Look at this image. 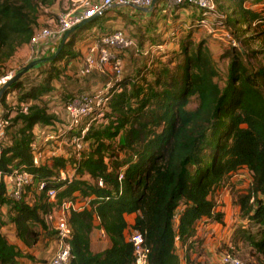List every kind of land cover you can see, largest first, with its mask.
I'll return each instance as SVG.
<instances>
[{
    "label": "trees",
    "instance_id": "trees-1",
    "mask_svg": "<svg viewBox=\"0 0 264 264\" xmlns=\"http://www.w3.org/2000/svg\"><path fill=\"white\" fill-rule=\"evenodd\" d=\"M58 1L0 0V68L29 43L39 27L40 14ZM233 3L234 12L224 14L222 22L238 46L228 44L224 54L229 58L224 84L216 80L219 72L209 49L189 38L181 42L182 61L174 68L163 66L154 72L152 81L141 84L122 79L110 89L103 124H90L85 132L88 149L81 155L77 177L71 180H57L67 158L55 157L50 166H34L30 144L36 124L56 121L38 102L52 90L51 81L58 74L51 65L73 55L77 29L69 34L57 57L45 62L50 68L42 81L21 91L19 79L4 91L0 108L8 120L5 133L7 138L9 132V138L0 153V171L24 166L35 174L36 182L44 181L45 185L38 195L15 200L0 180V264H24L18 261L22 257L34 264L32 255L23 253L2 234L6 222L12 223L16 237L31 247L37 235L31 224L48 228L44 215L54 205L75 197L87 200L88 205L71 210L68 217L72 230L70 264H134L127 229L142 234L148 264H180L176 241L187 253L194 244L199 220L223 222V213L216 210L210 195L240 168L249 173L250 186L237 199L239 213L256 230L251 233L241 228L237 232L258 254V263L264 264V67L255 71L247 67L244 50L234 34L238 31L235 27L264 22V16L244 9L242 0ZM200 13L198 10L192 21H197ZM15 90L17 101L9 105L7 95ZM192 100L196 105L190 109ZM23 102L28 103L26 111L20 105ZM114 149L129 152V156L109 164L105 158L111 157L109 152ZM51 188L56 190L55 203L45 194ZM127 215H134L131 224ZM96 227L103 230L109 246L93 252L90 234Z\"/></svg>",
    "mask_w": 264,
    "mask_h": 264
},
{
    "label": "built area",
    "instance_id": "built-area-1",
    "mask_svg": "<svg viewBox=\"0 0 264 264\" xmlns=\"http://www.w3.org/2000/svg\"><path fill=\"white\" fill-rule=\"evenodd\" d=\"M64 2L63 10L56 15L55 24L50 25L49 23L35 29L28 43L30 61L43 58L52 44L60 41L65 32L86 18L96 14L100 16L113 5L148 8L152 5L153 0H64ZM184 5L193 6L200 10V18L197 23L205 28L208 33L215 36L217 32L215 28L220 26L221 39L226 38L228 44L238 46L237 40L223 28L224 14L218 11L215 0H164V6L167 10ZM89 37L83 65L78 69L77 75L82 78L91 75L93 72H105L107 68H110L113 77L92 92L77 93L68 98L63 103L65 117L62 122L53 121L52 124L41 126L30 144L32 162L37 167L43 165L44 161H50L55 157L67 158L71 156L72 154L61 150L62 146L69 148L70 152L75 154L76 163L73 165L72 172L68 173L61 169L57 180L67 178L71 180L76 177L75 172L81 160V153L86 147L84 134L92 122L103 120L109 111L110 89L122 80L123 59L120 54L126 50H135L142 55H148L162 49L161 45L152 44L139 48L136 41L120 29L91 34ZM15 73L16 70L12 69L0 76V90ZM27 104H20L24 111H26ZM7 125L8 120L0 114V153L5 146V128ZM76 130L78 131L76 132ZM121 177L122 174L119 175L118 179ZM0 180L6 186L7 195L15 200H20L23 196L29 198V190L34 185L37 192H40L45 185L44 181L36 182L35 174L27 171L24 166L10 167V171L7 173L0 171ZM98 185L103 186L101 180L98 181ZM45 194L49 202L55 203V189H48ZM87 205V200L84 199L83 201L78 198L65 199L60 204L54 205L44 215V221L48 228L55 231L56 242V248L48 264H70L72 230L68 224V217L71 210H79L87 207ZM126 232V240L133 246L134 264H148V250L144 246L142 234L132 229H127ZM100 233L104 235L102 229H100ZM215 254L216 259L211 264H247L234 253L233 247L229 245ZM180 264H185V259H180Z\"/></svg>",
    "mask_w": 264,
    "mask_h": 264
},
{
    "label": "rangeland",
    "instance_id": "rangeland-1",
    "mask_svg": "<svg viewBox=\"0 0 264 264\" xmlns=\"http://www.w3.org/2000/svg\"><path fill=\"white\" fill-rule=\"evenodd\" d=\"M162 2L163 0H158ZM242 7L246 10H251L254 13H258L261 16H264V0H242ZM216 6L218 11L221 14H231L233 9L235 10V5L233 0H215ZM190 7V6H185ZM194 12H187L184 15L183 12H169V14H165L164 12H158V17L156 20L155 26L157 30L160 31V35L158 37V42L152 43V45H158V43L163 44L162 49H158L148 55H142L137 53L135 50H126L122 52L121 58L123 59V75L122 79L131 78L140 84L143 80L152 81L154 78V72L160 69L163 66H167L169 68H174L177 64L182 61V53L180 49L181 42L187 41L189 38L191 42L193 41L196 45L199 42L204 43V47L208 48L212 55V60L219 72L218 77L216 78L219 85H223L226 77V72L228 68V61L229 58L224 56L228 48V42L225 39H221V31L220 26H216L217 29L216 35L213 36L211 33L199 26L197 21H192L193 14L196 13L198 10L197 8L193 7ZM63 10L61 5L58 4L57 6H53L49 9H46L44 13L40 14L39 17V27L48 25L46 23V19H52L50 25L55 24L56 20V13ZM163 15H161V14ZM195 15V14H194ZM225 16V15H224ZM162 21L159 24L157 21ZM224 20V19H222ZM225 21V20H224ZM44 22V23H42ZM100 23L99 16L94 19L92 22L86 24L83 27L78 28L75 31L76 36H79L81 32H86L90 27L95 26ZM226 25H223V28ZM228 26V25H227ZM215 27V26H214ZM230 28V27H228ZM238 28L236 32L234 29ZM235 28H230L235 31V36L240 41V46L244 50V54L242 56L244 63L247 67L255 71L260 67H264V22H254L251 25L243 24L239 25ZM243 29L245 31H239V29ZM85 34L81 36L80 39L85 37ZM90 36V33H87ZM165 35V37H163ZM163 39V40H162ZM18 54V55H17ZM22 52L17 51L14 55L6 60L0 68V76L4 74L8 70H16L18 71L22 66L26 65L28 62L21 61ZM55 62L53 66L58 74L56 77L53 78L54 84H56L59 88H63V96L59 97L58 99L54 98L51 99L52 105L47 106L48 104V94L49 92L44 93L39 100V104H44L46 108L54 110L58 106H61L58 103H64L68 98L71 96L80 93L79 91L76 93L69 92L70 89H66L62 86V80L60 77H64L65 68H62V65L57 64ZM43 64V63H42ZM50 65H46V67L40 68L37 71H32L30 75H26L23 78V81L20 82V89L21 91H26L32 86L37 85L40 81H42L46 74L47 69L50 68ZM34 68V67H33ZM32 69V68H31ZM27 73V72H26ZM25 73V74H26ZM107 77L101 82V86L105 84V82L113 77L110 68H107L105 71ZM92 75V74H91ZM89 75V76H91ZM88 77V76H86ZM15 90V96L13 99H9L8 102H16L17 95ZM67 93V94H66ZM53 96V95H52ZM30 102V101H28ZM24 103V102H23ZM196 105V101L192 100L188 108L192 109ZM63 108V105H62ZM56 117V121L62 122L61 119L57 118V115L54 114ZM91 124L97 126L99 124H103L102 121L100 122H92ZM78 130H76L77 132ZM9 132L7 133V138L5 140V144L9 138ZM116 141L113 143L116 146ZM88 145V142H85ZM86 151H87V147ZM61 150H64L67 153L72 154L71 156L67 157L66 159V170L68 173L72 172L73 165L76 163L75 154L71 153L69 148L62 146ZM117 150V149H116ZM114 149L113 153L109 152L111 157L105 158V161L111 164V162H116L123 160L129 156V152H120ZM84 150V152H86ZM84 152H82L84 154ZM81 153V155H83ZM44 166H50L51 162L44 161L42 163ZM77 177V173L75 172ZM83 178H87V176H83ZM250 186V175L244 169L240 168L236 171L235 174L228 175L221 184L216 186L212 191L210 197L216 204V210L221 211L223 213V219H226L224 223H222V227L219 229L220 238L217 240L216 243V251L219 252L226 248L227 245L232 246L235 254L245 263L247 264H259L258 254L254 251L251 245L248 244L245 236L241 235L239 232L241 228H246L244 230H249L251 233L255 232L256 228L253 224L248 223L245 218L237 214V199L240 195L244 194ZM34 195H38L36 191L35 185L30 189L29 197H34ZM78 198L80 201L83 199ZM180 209H178L175 213V224L177 222V215ZM127 222H131V217H128ZM206 221L201 219L196 224L195 234H194V244L189 252L182 251L180 247L176 248L177 254L180 256V259H185V264H210V261L207 260L206 256V243H207V236L211 233L214 236V232L212 229L208 228L206 225ZM33 231L37 234L36 235V242L31 246H25L21 241V245L23 248V253H28L34 257V262L36 264H45L47 262V258L52 255L56 248V243L53 242L55 239V232L52 229L46 228L42 229L38 224H31ZM127 235V232H125ZM8 238H11V234H7ZM107 238L100 233L99 228L93 229V243L96 242V246L98 249L104 248L106 246ZM187 254V255H186ZM200 258V259H199ZM18 261L20 263L29 262L30 260L22 257L19 258Z\"/></svg>",
    "mask_w": 264,
    "mask_h": 264
},
{
    "label": "crops",
    "instance_id": "crops-1",
    "mask_svg": "<svg viewBox=\"0 0 264 264\" xmlns=\"http://www.w3.org/2000/svg\"><path fill=\"white\" fill-rule=\"evenodd\" d=\"M58 4H60L61 8H63L65 2H64V0H59L55 6H57ZM158 12H164V15L169 14V12H183L184 15H186L187 12H194V10H193L192 6H190V7L181 6V7L173 8L171 10H167L164 6V0L162 2H159L157 0L155 5H154V8L149 12L138 10V9L134 8L133 6L113 5L110 9L106 10L104 13H102L99 16V18H100L99 24L90 27L86 32H81V34L78 36L79 38L77 40H75V43L72 46L73 55L69 56V57L64 56V57H62L61 60L57 61L58 62L57 64L62 65V68L66 69L64 72V77H60V80H62V83H63L62 85H64L62 87L66 88V89H70L69 92H72V93H75V92L77 93L78 91L80 93L92 92V91L100 88L101 82L104 80L105 77H107L105 72H93L91 76L82 77V78L77 75L78 69L83 65V59H84V55L86 53V46H87L89 39H90V37L88 36L87 33L99 34V33H105V32H110V31L120 29L126 35L132 37L136 41L139 48H143L147 44H152V43L157 44L156 42H158L159 40H158V37H156V36H159L161 34L160 31H158L157 27L155 26L156 20L158 17L157 16ZM197 12L194 14L197 15ZM58 13L59 12H57L56 15ZM51 22H52V19H46V23L49 24ZM157 22L159 24H161L162 21L158 20ZM42 23H44V22H42ZM84 33H86L85 37L80 39L81 36L84 35ZM163 37H165V35ZM58 42H56L55 44H52L50 49H48L46 51V53L44 54L43 57L50 56L53 53V51L55 50ZM158 45H161L163 48V44L158 43ZM17 51L23 53L21 61L24 60L23 62H28L30 60L29 44L22 45L20 48L17 49ZM46 65H49V63H43V64L41 63V64L36 65L34 68L28 70L26 74H23L20 79L23 81V78L26 75H30V73L32 71H37L40 68L46 67ZM53 81L54 80L52 79V81H51L52 90L48 94L47 106L52 105V102H54L51 99H54V98L58 99L59 97L63 96V94H64L63 88H59L56 84H54ZM14 96H15V91L9 93L7 95V98H6L7 102L9 99H13ZM8 104L14 105L15 102L14 101L8 102ZM58 104H60L61 106H58L54 110L49 109V108H47V110H48V112L52 113L53 115L54 114L57 115V118L62 120L65 117L64 110L62 108L63 104L62 103H58ZM2 112L3 111L0 108V114ZM41 126H43V124H36L34 126V128H33V136L34 137L36 136V134H37V132ZM236 209L238 212L237 214L239 215L238 205L236 206ZM128 217H131V222L130 223L128 222V224H131L133 221L134 215H127L126 220L128 219ZM204 220L206 221V223H207L206 225H208V228L212 229V231L214 232V236H212V234L210 233L207 236V240H206L207 241V243H206V249H207L206 250V256L207 257L206 258H207V260L210 261V264H211V262H214V260L216 259V256H215L216 255L215 254L216 248L215 247H216L217 240L220 238V235H222L219 232L220 231L219 229L222 227V223H224L226 221V219H223L222 223H216L212 220L205 219V218H204ZM97 223L98 222L96 221V224ZM1 232L3 235H5V237L7 238V240L9 242L17 245L19 247V249L23 252L21 242L15 235L14 225L12 223L6 222V224L1 228ZM7 234H11L12 237L8 238ZM53 242L56 243L55 239L53 240ZM106 243L107 244L104 248L98 249L96 246L97 245L96 242L93 243V231L91 232V234H90V246H91V250L93 252L102 251L103 249L107 248L109 246L108 239L106 240ZM177 247H179V244L176 242V248ZM181 250L183 251L182 248H181ZM51 256L47 258V262L45 264L49 263ZM24 264H31V261L25 262ZM34 264H36V263H34Z\"/></svg>",
    "mask_w": 264,
    "mask_h": 264
},
{
    "label": "water",
    "instance_id": "water-1",
    "mask_svg": "<svg viewBox=\"0 0 264 264\" xmlns=\"http://www.w3.org/2000/svg\"><path fill=\"white\" fill-rule=\"evenodd\" d=\"M157 0H153V3L150 7L148 8H141V7H136L133 6L134 8L138 9V10H142V11H146L149 12L154 8V5L156 3ZM99 16V14L93 15L89 18H86L84 20H82L81 22H79L76 26L72 27L70 30H68L67 32L64 33V35L62 36L59 45L57 47V49L50 55V56H46L43 58H38V59H34L30 62H28L26 65L22 66L18 71H16V73L14 74V76L12 78H10L1 88L0 90V96L4 93V91L15 81L19 80L23 74H25L28 70H30L31 68L35 67L36 65L40 64V63H45V62H49L54 60L57 55L59 54L60 50L62 49L63 45L65 44L69 34L73 31H75L76 29L85 26L86 24L92 22L94 19H96Z\"/></svg>",
    "mask_w": 264,
    "mask_h": 264
}]
</instances>
